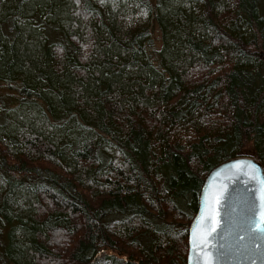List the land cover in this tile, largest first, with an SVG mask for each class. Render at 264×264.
<instances>
[{"label":"trees","instance_id":"obj_1","mask_svg":"<svg viewBox=\"0 0 264 264\" xmlns=\"http://www.w3.org/2000/svg\"><path fill=\"white\" fill-rule=\"evenodd\" d=\"M0 86V264H185L207 172L264 167V0H0Z\"/></svg>","mask_w":264,"mask_h":264},{"label":"water","instance_id":"obj_2","mask_svg":"<svg viewBox=\"0 0 264 264\" xmlns=\"http://www.w3.org/2000/svg\"><path fill=\"white\" fill-rule=\"evenodd\" d=\"M185 264H264V167L254 156L228 158L205 175Z\"/></svg>","mask_w":264,"mask_h":264},{"label":"rangeland","instance_id":"obj_3","mask_svg":"<svg viewBox=\"0 0 264 264\" xmlns=\"http://www.w3.org/2000/svg\"><path fill=\"white\" fill-rule=\"evenodd\" d=\"M151 35L153 37L154 46L155 47H158L160 45V36H159L160 33H159V31H158V29H157L156 26H154L151 29ZM1 89L4 90L5 89L4 86H0V90ZM243 154L250 155V156H253L254 155L252 148L249 147L248 144L246 145V148L244 149Z\"/></svg>","mask_w":264,"mask_h":264}]
</instances>
